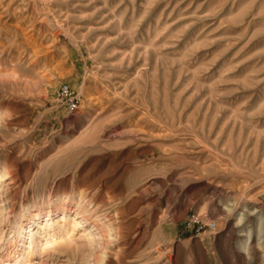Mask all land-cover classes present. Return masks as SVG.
<instances>
[{
	"label": "rangeland",
	"instance_id": "rangeland-1",
	"mask_svg": "<svg viewBox=\"0 0 264 264\" xmlns=\"http://www.w3.org/2000/svg\"><path fill=\"white\" fill-rule=\"evenodd\" d=\"M0 264H264V0H0Z\"/></svg>",
	"mask_w": 264,
	"mask_h": 264
},
{
	"label": "built area",
	"instance_id": "built-area-1",
	"mask_svg": "<svg viewBox=\"0 0 264 264\" xmlns=\"http://www.w3.org/2000/svg\"><path fill=\"white\" fill-rule=\"evenodd\" d=\"M56 100L61 107L73 113L78 110L81 96L68 83H62L56 92ZM187 226L197 232L203 230L214 232L217 229L216 222L204 221L198 214H192L188 217Z\"/></svg>",
	"mask_w": 264,
	"mask_h": 264
},
{
	"label": "bare ground",
	"instance_id": "bare-ground-1",
	"mask_svg": "<svg viewBox=\"0 0 264 264\" xmlns=\"http://www.w3.org/2000/svg\"><path fill=\"white\" fill-rule=\"evenodd\" d=\"M91 199V198H90Z\"/></svg>",
	"mask_w": 264,
	"mask_h": 264
}]
</instances>
